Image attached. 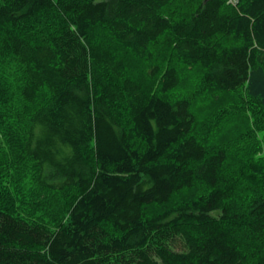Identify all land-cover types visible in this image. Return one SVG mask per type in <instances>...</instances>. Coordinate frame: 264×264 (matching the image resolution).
<instances>
[{
    "label": "trees",
    "instance_id": "trees-1",
    "mask_svg": "<svg viewBox=\"0 0 264 264\" xmlns=\"http://www.w3.org/2000/svg\"><path fill=\"white\" fill-rule=\"evenodd\" d=\"M0 264H264V0H0Z\"/></svg>",
    "mask_w": 264,
    "mask_h": 264
}]
</instances>
